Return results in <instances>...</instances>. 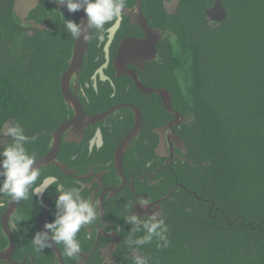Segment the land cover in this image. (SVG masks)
<instances>
[{
    "label": "flooded vegetation",
    "instance_id": "flooded-vegetation-1",
    "mask_svg": "<svg viewBox=\"0 0 264 264\" xmlns=\"http://www.w3.org/2000/svg\"><path fill=\"white\" fill-rule=\"evenodd\" d=\"M170 1L125 0L119 19L75 40L59 12L84 24L82 9L70 13L54 0H0L3 75L20 86L21 107L0 130L19 123L37 137L26 148L40 172L28 200L0 209L5 264H132L123 216L130 204L136 214L150 215L141 200L160 211L169 230L203 213L217 217L198 52L185 39L184 0L169 8ZM0 133L2 149L11 138ZM60 184L80 186L101 205L98 222L77 234L82 247L75 258L62 245L40 253L31 244L54 218ZM11 212L25 218L16 231L6 227ZM158 249L153 240L139 251L151 262Z\"/></svg>",
    "mask_w": 264,
    "mask_h": 264
},
{
    "label": "trees",
    "instance_id": "trees-1",
    "mask_svg": "<svg viewBox=\"0 0 264 264\" xmlns=\"http://www.w3.org/2000/svg\"><path fill=\"white\" fill-rule=\"evenodd\" d=\"M221 1L227 16L212 27L205 10L214 0H184L217 217L170 229L149 264H264V0ZM1 29L0 19V128L21 109L20 86L3 75Z\"/></svg>",
    "mask_w": 264,
    "mask_h": 264
},
{
    "label": "clouds",
    "instance_id": "clouds-1",
    "mask_svg": "<svg viewBox=\"0 0 264 264\" xmlns=\"http://www.w3.org/2000/svg\"><path fill=\"white\" fill-rule=\"evenodd\" d=\"M54 2L65 6L70 13L81 9L85 13L86 23L81 24L66 20L59 12L66 32L75 40L77 38L87 40L93 28L102 32L105 24L119 19L125 8V0H54ZM0 131L11 138V142L0 149V209H4L6 205L18 204L29 199V192L37 182L40 172L34 167L35 154L29 153L26 148V145L34 142L37 137L26 135L25 129L19 123L6 126ZM56 193L54 218L51 222H45L43 229L34 233L31 244L40 253L52 248L53 245H62L63 254L75 258L80 254L82 247L77 234L98 222L102 215L101 205L99 201L82 195L80 186L65 187L60 184ZM139 205L141 208L147 207L151 214L140 216L134 211L135 205L130 204L123 216V222L128 226L125 239L132 264H149V258L140 253V248L152 243L153 240L157 241V248L168 247L169 227L160 211L153 210L149 201L141 200ZM24 219L15 212L9 213L7 229L18 230ZM133 252L136 255H132ZM0 264L5 262L0 260Z\"/></svg>",
    "mask_w": 264,
    "mask_h": 264
},
{
    "label": "water",
    "instance_id": "water-1",
    "mask_svg": "<svg viewBox=\"0 0 264 264\" xmlns=\"http://www.w3.org/2000/svg\"><path fill=\"white\" fill-rule=\"evenodd\" d=\"M177 0H171L168 4L169 8L176 4ZM19 4L16 3L15 10L17 11ZM205 16L210 26L214 27L225 20L227 16L226 9L221 0H214L213 4L205 10ZM36 166V165H35Z\"/></svg>",
    "mask_w": 264,
    "mask_h": 264
},
{
    "label": "rangeland",
    "instance_id": "rangeland-1",
    "mask_svg": "<svg viewBox=\"0 0 264 264\" xmlns=\"http://www.w3.org/2000/svg\"><path fill=\"white\" fill-rule=\"evenodd\" d=\"M0 135H1V133H0Z\"/></svg>",
    "mask_w": 264,
    "mask_h": 264
}]
</instances>
